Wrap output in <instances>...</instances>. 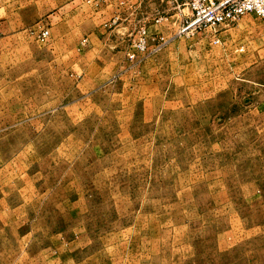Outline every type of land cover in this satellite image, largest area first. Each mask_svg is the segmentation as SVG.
Segmentation results:
<instances>
[{"label": "rangeland", "instance_id": "374dc122", "mask_svg": "<svg viewBox=\"0 0 264 264\" xmlns=\"http://www.w3.org/2000/svg\"><path fill=\"white\" fill-rule=\"evenodd\" d=\"M30 2L0 34V264H264V21L131 62L135 25L68 49L74 8Z\"/></svg>", "mask_w": 264, "mask_h": 264}, {"label": "crops", "instance_id": "0c3cea01", "mask_svg": "<svg viewBox=\"0 0 264 264\" xmlns=\"http://www.w3.org/2000/svg\"><path fill=\"white\" fill-rule=\"evenodd\" d=\"M30 1L31 6L34 5L40 8H47L48 14L52 11V9L49 10L50 7L74 8L72 9V12L64 17H59L56 14H54L55 16L50 15V22L48 23L49 25H52L58 20L55 22V24H58L59 20H64L63 27L67 32L65 34V39L69 44L68 49H76L77 47L81 46L82 49L86 47L89 50H95V46L98 45L101 35L108 32L106 29V23L120 12H122L125 22L121 25H118L117 27L120 28L124 25L130 26V24L132 26L139 22L145 23L148 27V31L152 40L151 48L158 47L155 39H158L159 37L165 38V46L177 41L180 38L177 36L179 26L177 27L176 22H172V20L175 19V16H173L174 12L171 10V7L166 2V0H118L111 5H104L100 7L88 6L84 4L82 0ZM19 5H22L21 0H0V34L4 38L14 36V33L16 32V24H14L15 22H13L11 19V13L13 8ZM75 12L76 22L71 20ZM117 27L112 33H119ZM75 34L77 36H75ZM75 38H78L79 41H84L82 43L80 41L78 44L75 42L73 43ZM91 66L95 68V71H100L102 67L97 63L91 64ZM90 70V68L84 69L85 72ZM77 74L80 76L82 75L80 73ZM101 83V77L94 79L95 85H99ZM0 221L5 224V211H2L0 214ZM3 227H5V225ZM2 230H4V228Z\"/></svg>", "mask_w": 264, "mask_h": 264}, {"label": "built area", "instance_id": "2783aa9c", "mask_svg": "<svg viewBox=\"0 0 264 264\" xmlns=\"http://www.w3.org/2000/svg\"><path fill=\"white\" fill-rule=\"evenodd\" d=\"M118 0H84L88 5H111ZM171 10L180 17L177 36L191 39L199 34H209L212 42H221L220 31L237 24L244 16L254 14L264 21V0H166ZM111 25L122 23L120 14L116 15ZM49 30L39 33L41 40L49 38ZM130 44L127 59L137 62L139 57L149 51L151 36L145 23L139 22L129 33ZM158 48L165 44V38L155 39Z\"/></svg>", "mask_w": 264, "mask_h": 264}]
</instances>
